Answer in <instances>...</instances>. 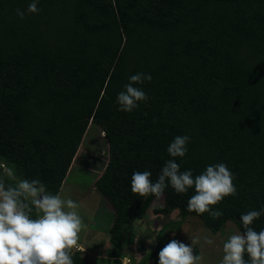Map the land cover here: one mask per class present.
<instances>
[{
    "label": "trees",
    "instance_id": "1",
    "mask_svg": "<svg viewBox=\"0 0 264 264\" xmlns=\"http://www.w3.org/2000/svg\"><path fill=\"white\" fill-rule=\"evenodd\" d=\"M31 2L0 0V163L57 195L88 129H100L108 160L94 186L113 210L108 256L122 264L124 229L157 199L133 194L132 174L155 182L170 143L187 135L181 171L224 163L237 195L212 206L223 212L213 219L188 211L194 188L167 187L152 210L181 218L161 226L139 263L189 217L213 234L228 221L242 233L240 216L264 208V0H39L36 14ZM137 73L152 76L136 85L148 100L120 111L117 96ZM251 227L264 229V214ZM80 252L74 264H88Z\"/></svg>",
    "mask_w": 264,
    "mask_h": 264
},
{
    "label": "clouds",
    "instance_id": "2",
    "mask_svg": "<svg viewBox=\"0 0 264 264\" xmlns=\"http://www.w3.org/2000/svg\"><path fill=\"white\" fill-rule=\"evenodd\" d=\"M39 0H32L27 13L36 14ZM20 19L25 11L17 9ZM150 73H137L129 78L117 96L120 111L132 112L139 102H147V94L138 84L150 82ZM190 137L176 136L167 148L170 157L165 162L158 179L153 182L151 172L136 171L131 176V191L141 197L149 195L160 198L165 189L171 186L176 193L184 194L194 188L187 204L188 211L199 215L208 213L213 219L223 215L212 206L225 197L236 196L233 183L234 174L224 163L209 165L199 175L191 170L181 171L175 158H183L188 151ZM9 180L0 178V264H74L75 251H84L79 245V234L85 227L79 215L78 204L72 199H62L60 195L49 194L45 185L38 179H18L14 170L0 164ZM35 212L36 218H33ZM264 214L261 210H251L240 216L244 231L230 235L223 244V258L220 264H264V229L257 232L251 225ZM200 237L192 239L191 246L172 239L159 252L158 264H201L202 257L194 254L193 244ZM211 245L213 240L204 237Z\"/></svg>",
    "mask_w": 264,
    "mask_h": 264
},
{
    "label": "rangeland",
    "instance_id": "3",
    "mask_svg": "<svg viewBox=\"0 0 264 264\" xmlns=\"http://www.w3.org/2000/svg\"><path fill=\"white\" fill-rule=\"evenodd\" d=\"M107 160V144L103 133L97 127L91 126L83 138L59 192L62 199H72L78 204L77 211L85 225L79 234L78 242L84 251L79 252L88 264H112L104 244L109 238L108 230L113 221V210L94 186ZM0 172H3L2 169ZM17 178L21 179L19 176ZM162 204L163 197L155 199L146 213L137 217L132 226L124 229L122 264H138L137 262L154 249L156 234L161 226L170 220H180L178 211H173L168 217L156 215L152 209ZM237 232L240 231L235 224L228 221L221 231L213 234L201 224L199 219L189 217L180 221L178 226L166 230L165 245L176 239L191 246L192 239L200 237L199 242L193 244V249L197 248L198 255L202 257L201 264H220L224 255L223 244L230 235ZM206 236L213 240L211 245L204 242ZM152 261V264H158L159 255Z\"/></svg>",
    "mask_w": 264,
    "mask_h": 264
},
{
    "label": "crops",
    "instance_id": "4",
    "mask_svg": "<svg viewBox=\"0 0 264 264\" xmlns=\"http://www.w3.org/2000/svg\"><path fill=\"white\" fill-rule=\"evenodd\" d=\"M62 186H63V185H62ZM58 195H59V194H58ZM112 212H113V211H112ZM146 212H147V211H146ZM106 246L108 247V239L106 240V242H105V244H104V249L107 251L108 248H107ZM106 248H107V249H106ZM137 263H139V262H137ZM152 263H153L152 260L148 262V264H152Z\"/></svg>",
    "mask_w": 264,
    "mask_h": 264
}]
</instances>
